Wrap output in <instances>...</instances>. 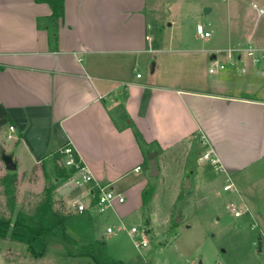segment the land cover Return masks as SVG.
Here are the masks:
<instances>
[{"label":"crops","instance_id":"crops-1","mask_svg":"<svg viewBox=\"0 0 264 264\" xmlns=\"http://www.w3.org/2000/svg\"><path fill=\"white\" fill-rule=\"evenodd\" d=\"M150 10L147 0H63V17L56 20L42 0H0V105L11 119L0 128L6 135L0 150L26 171L44 161L54 169V156L62 159L60 150L70 146L92 174V187L123 196L124 203L102 215L92 208L73 212L85 217L79 221L85 230L65 225L75 244L101 243L104 252L103 224L117 230L126 227L122 216L143 218V191L169 165L179 170L175 153L190 141L212 153L219 166L213 171L223 186L231 180L235 194L264 161V99L226 93L232 78H221L225 70L210 81L179 82L184 56L172 37L154 35L159 27ZM194 35L183 43L208 40ZM217 49L225 48L187 50L207 54L211 63ZM195 59L188 60L190 69ZM241 67L260 74L248 60L230 68ZM79 190L74 197L87 198Z\"/></svg>","mask_w":264,"mask_h":264},{"label":"rangeland","instance_id":"rangeland-1","mask_svg":"<svg viewBox=\"0 0 264 264\" xmlns=\"http://www.w3.org/2000/svg\"><path fill=\"white\" fill-rule=\"evenodd\" d=\"M147 4L156 27H159L154 30V35L172 37L175 47L181 49L179 55L184 56L182 66L179 65L176 71L179 82L191 78L210 81L216 77L208 74L211 63L208 58H203L208 55L188 51L192 47L227 48L243 42L264 46V13L259 15L252 8L256 4L264 10V0H147ZM198 22L211 32L210 38L204 43L194 41L192 46L183 43L195 37ZM191 58L196 59L190 69L188 60ZM253 69L259 70L260 74H244L235 69L232 72L227 66L221 77L232 78L226 93L264 99V65ZM0 137L5 138V133H0ZM203 153L204 148L197 141L182 146L173 160L179 170L175 171L171 164L161 180L155 178L148 185L153 189L151 199L155 198L151 205L141 208L143 218L139 212L122 216L127 227L124 228L129 230L134 225L145 230L146 247L137 250L124 231H118L117 237L107 236L103 224L107 255L125 264H264V161L255 164L252 178L236 186L238 193L235 194L222 190V175L214 172L208 162L200 160ZM4 155L0 150V220L11 219L1 183L6 174L16 176V211L31 214L43 198L45 189L52 187L54 209L73 214L70 198L83 192L66 187V177H57L49 161L26 171L16 167L15 171L9 172L5 168ZM56 164L63 168L62 159ZM186 179L189 180L187 189L183 187ZM226 204L245 206L247 212L235 219L227 212ZM82 218L85 217H72L68 229L73 230L74 226L85 230L83 224L79 225ZM116 221L111 217L109 224L116 228L119 225ZM259 244L261 250H258ZM93 246L51 239L44 256L36 259L29 255L24 245L0 239V258L1 264H93L90 258L81 255L83 248L94 252Z\"/></svg>","mask_w":264,"mask_h":264},{"label":"built area","instance_id":"built-area-1","mask_svg":"<svg viewBox=\"0 0 264 264\" xmlns=\"http://www.w3.org/2000/svg\"><path fill=\"white\" fill-rule=\"evenodd\" d=\"M252 8L259 14H263L264 10L256 4ZM195 34L198 38L207 40L211 36V32L206 30L201 24L195 26ZM214 58L208 68V73L211 75L218 74L226 69V67H235L237 61L248 60L253 67L264 65V48L252 43L236 44L225 49L216 50L213 52ZM241 73H245V68H240ZM139 78L140 74H136ZM9 132H13L12 126L7 127ZM63 160V168L66 170V185L73 189H85L87 198L82 196L74 197L69 201V206L75 213H84L87 209L92 208L97 215H102L113 209L116 204L124 203V198L120 194L105 186L92 187L94 178L88 168L82 164L75 151L70 146H65L60 150ZM202 160L208 162L215 171L219 170L218 161L212 156L210 151H206L202 155ZM139 167L135 169L138 171ZM224 192H236V189L229 178L225 180L223 186ZM227 211L235 218H241L247 209L245 206L228 204ZM108 235H114L118 231H125L131 239L132 244L137 250H140L148 245V239L145 230L138 229L133 226L129 230L124 227H119L113 230L111 227L105 229Z\"/></svg>","mask_w":264,"mask_h":264},{"label":"trees","instance_id":"trees-1","mask_svg":"<svg viewBox=\"0 0 264 264\" xmlns=\"http://www.w3.org/2000/svg\"><path fill=\"white\" fill-rule=\"evenodd\" d=\"M46 2L51 9L52 19H62L63 0H42ZM53 38V35L52 37ZM6 124H11V119L5 109L0 105V128ZM62 157V156H61ZM60 155L54 156V171L57 177H66L64 168L59 167L56 161ZM4 194L7 197V207L11 215L9 220H0V239H10L24 245L33 258L44 256L49 241L58 239L65 243L75 244L74 239L66 231V223L72 218V214L63 209H54L52 197V187H47L44 196L37 204L31 214H25L15 209L14 186L16 183L15 174H6L2 180ZM153 189L147 187L142 193V205L147 206L151 200ZM94 252L83 248L81 255L90 258L93 264H125L120 260L107 256L101 243L93 246Z\"/></svg>","mask_w":264,"mask_h":264},{"label":"water","instance_id":"water-1","mask_svg":"<svg viewBox=\"0 0 264 264\" xmlns=\"http://www.w3.org/2000/svg\"><path fill=\"white\" fill-rule=\"evenodd\" d=\"M203 11L206 12L207 9L204 8ZM3 161H4V163H5V168H6L7 171H9V172H13V171H15V169H16V164L13 162L11 156H3ZM150 170H151V175H152V176H155V175L157 174L156 169H155V163H154V160H153L151 157H150ZM188 187H189V180L186 179V180L184 181V188L187 189ZM257 220H258V222H259L260 224H262V220H261L259 217H257ZM258 250H261L260 244L258 245Z\"/></svg>","mask_w":264,"mask_h":264}]
</instances>
